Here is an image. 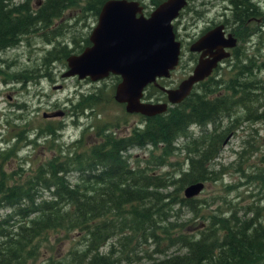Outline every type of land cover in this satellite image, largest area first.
<instances>
[{
    "label": "trees",
    "instance_id": "obj_1",
    "mask_svg": "<svg viewBox=\"0 0 264 264\" xmlns=\"http://www.w3.org/2000/svg\"><path fill=\"white\" fill-rule=\"evenodd\" d=\"M104 1L41 0L36 6L32 0H0V48L14 44L21 32L22 39L40 34L48 44L55 42L43 53V63H65L67 55L88 44L87 36L77 44L72 36L73 46L66 47V43L60 44L55 39L65 34L64 29L54 23L70 9L96 17ZM138 1L153 9L163 0ZM228 1L230 15L221 23L234 31L237 40L255 28L251 26L256 25L257 19L264 31L261 5L253 0ZM236 48L227 64V78L218 67L164 112L139 115L142 126L133 128L129 134L116 137L103 123L95 130L101 139L74 151L72 163L67 161L66 152L60 150L58 155L36 165L23 179H16L13 171L5 173L1 168L0 210H8L0 215V264H32L37 255L47 252L46 248L55 253L64 241L69 244L61 255L57 259L49 255L42 264H264L261 219L264 203L236 207L223 201L229 206L224 210L217 205L205 215L197 214L202 223L194 225H201L194 232H188L183 222L170 219L174 206H184L193 216L199 207L209 208L211 203L196 205L201 202L199 199L185 198L181 191L189 183L204 185L220 176L212 164L226 135L244 122L264 123V81L257 77L264 64L256 65ZM30 74L34 73L22 70V82ZM154 87L148 85L146 92L150 96L153 90L157 99L163 93ZM113 91L114 85L106 97L101 89L86 96L79 94L82 97L71 108L76 114H83L85 109L91 111L100 103L114 101ZM239 111L242 115H238ZM195 127L199 128L197 135L193 133ZM42 130L41 136H53L52 140L59 134L48 125ZM10 143L2 149L1 164L15 155L17 147ZM132 147H148L150 151L146 158L134 159L132 164L125 155ZM258 148L256 139L251 138L239 153L253 154ZM154 150L156 154L152 153ZM173 151L185 154L186 167L169 176L153 173ZM257 159L261 166L253 165V171L244 177L261 188L264 146ZM68 171L75 174L72 180ZM167 187L169 191H160ZM146 241L150 244L149 251L141 249ZM119 245L131 250L115 247ZM136 248L139 249L135 251Z\"/></svg>",
    "mask_w": 264,
    "mask_h": 264
},
{
    "label": "rangeland",
    "instance_id": "obj_2",
    "mask_svg": "<svg viewBox=\"0 0 264 264\" xmlns=\"http://www.w3.org/2000/svg\"><path fill=\"white\" fill-rule=\"evenodd\" d=\"M253 1L261 5V9H264V0ZM40 2L41 0H32L31 3L33 5L35 3L37 6ZM188 2L187 9L185 8L182 12L183 15L172 21L176 39L179 41L181 40L180 42H184L178 64L170 72V75L167 76V79L163 78L159 80L158 83L161 85L158 84V86L175 87L181 79L186 77L193 66V62L191 63L192 53L189 54L187 50V46L190 44L193 37L201 32L202 29H206L208 25L212 26L214 23H218L219 20H224L225 17H229L230 15L228 0H189ZM193 11L195 12L193 13ZM95 20L96 17H91L86 14L82 15L76 10H65L61 17L54 23L56 26L57 24L59 27L62 26L65 33L62 37L59 36L55 38L56 41L60 44L66 43V47H71L73 44H71L70 41L73 36L76 44L81 43V39L84 35H88L90 29L95 24ZM261 24L262 22L257 19L256 25L251 26L255 28H250L247 36L241 40H237L235 44L237 47L236 50L238 52L242 51V56L244 54L246 57H250L256 65L260 62L264 64V31L260 29ZM58 32H60V29ZM39 35L40 34L28 35L22 39V70H30L34 73L30 74V78L22 84V95L18 85L11 87L6 83L4 88L0 86V134L5 138L7 137L5 131L7 128L4 118L5 116L7 117V123V121L14 119V115L18 117L20 112L18 113L17 106H19L22 100V143H19L18 139L11 141L10 144L14 143L17 147L15 155L9 156L6 163H0V169L2 168L5 173L13 171V177L16 179H23L22 177L28 174L36 165H41L42 162H45L50 156L58 155L60 150L62 153L66 152L68 156L67 161L72 163L73 160L71 155L74 151L76 152L82 146H88V144L90 145L101 139V137L96 134L95 130L103 123H107V130L110 128V131H112L116 137L127 135L128 132L127 130L125 131L126 127L130 131L133 124H137L133 126V128H139L141 125L139 115L136 116L125 113L120 103L117 104L114 101L100 103L93 107L94 109L92 108L93 111L85 109L82 112L84 113L83 116L82 114L73 112L75 109L73 110L71 108V104L77 100L76 96L79 94L78 89H81L83 92L91 91L92 93H98L99 89H101L104 90V92H99V94H105L104 97H106L115 83L114 77L110 75L98 82L91 80H76L73 77L61 78L60 74L65 69V64L56 61L53 64L50 63L49 65H45L42 61L43 53L47 49H50L51 45L55 42L48 44L44 41L45 36ZM235 46L233 47L235 48ZM77 50L76 48L72 53H77ZM11 53L15 54L16 51L13 50ZM231 58L232 56L218 66L220 73H224V78H227L229 75L227 72L229 70L227 63ZM12 59L11 57L9 60ZM16 67L17 64L10 69L8 73L16 71ZM212 74H214V71ZM257 75V77H262L264 81V67L259 70ZM57 85L60 86L57 88ZM154 88L162 93L159 87ZM146 91L147 89L144 91V100L159 101L161 98H164V95H161L159 98L157 96L158 99H155L153 90H151L150 96H147L149 95V91ZM6 93H9L12 98L6 99ZM101 100H104V98L102 99L101 97ZM169 104L171 105V103ZM58 109L64 112L62 116L54 118H45V116H43L44 112H55ZM70 111L72 112L70 113ZM238 113V115H242L240 111ZM223 123L225 122L223 121ZM18 125L19 121L15 120L13 123H10L8 129L13 128L18 131ZM46 125L50 126L52 130H58L57 127L60 125V136L54 140H52L53 136H41L44 133L42 129H44ZM251 129H255V131ZM58 133L59 130L56 131V134ZM193 133L197 135L199 133V128H193ZM251 138L256 139L259 145L258 151L253 154L239 153L241 148L246 145L247 142L251 141ZM77 140H79L78 143H76ZM245 140L247 141L246 143L244 142ZM1 141L3 140L0 137V150L7 145V143L3 144ZM51 144H53V147L50 146ZM263 146V122H257L252 125L248 122H244L237 129L226 135L222 142L221 149L214 158V163L212 164V169L215 172H220V176L217 175V179L214 181L205 182L203 188L194 196L201 201L196 203V205H205L207 203H211V205L208 206L209 208L207 209L198 206L199 208L195 216H193L191 212H188L184 206L178 208L174 206L173 210L170 212L172 215L170 219L183 222V226L186 225L188 232H194L200 224L197 226L194 225L199 221L202 223L201 218H198L197 214L202 213L205 215L209 212V209H215L217 205L222 206L224 210V207L229 206L227 204H222L223 201L230 202V205L236 207L245 206L251 202H257L260 205L264 203V186L259 188L258 186L252 185L247 182V178L244 177L246 173H251L253 171V165L261 166L257 157L260 155V150ZM57 148H59L58 151ZM149 151L150 148L148 147H132L126 151L125 155H127L130 163L135 164L134 159L139 157L146 158ZM152 153L156 154L157 151L154 150ZM184 157V153L173 151L167 157L166 162L155 167L153 173H159L161 175L165 173L163 176H169L174 174L177 170L184 169L186 167ZM262 167L264 168V165H262ZM67 176L72 180L75 174L72 171H68ZM232 186L234 187L231 188ZM169 190L170 187H167L160 191L166 192ZM181 194L183 195V193ZM7 210V208L0 210V215L4 214ZM261 219L264 220V209L261 210ZM49 241L52 242L53 237H50ZM68 244L67 241L60 243L55 253L51 252L52 249L48 250L46 248L47 252L42 255H37L32 264H42L44 261L43 259L49 255H54V258L57 259ZM41 246L46 247L45 243H42ZM115 247L124 251L126 249L128 251L131 250L128 246L122 247L119 245V247ZM138 249L139 248H136L134 250L136 251ZM141 249L149 251V242H143Z\"/></svg>",
    "mask_w": 264,
    "mask_h": 264
},
{
    "label": "water",
    "instance_id": "obj_3",
    "mask_svg": "<svg viewBox=\"0 0 264 264\" xmlns=\"http://www.w3.org/2000/svg\"><path fill=\"white\" fill-rule=\"evenodd\" d=\"M186 1L163 0L144 15L137 0H105L87 35L89 45L65 57L61 76L88 75L97 81L110 73L119 74L113 99L124 105L125 112L145 116L164 112L166 103L143 101L142 94L147 84L158 86L156 78L167 77L178 62L180 42L175 38L172 21ZM235 42L229 33L223 35L222 24L195 39L189 50L201 52L190 73L174 88L158 86L167 101L175 104L185 98L195 83L208 76L218 62L228 56L224 49L232 48ZM56 115L60 113L50 114ZM202 188V182L189 183L182 190L183 197L190 198Z\"/></svg>",
    "mask_w": 264,
    "mask_h": 264
},
{
    "label": "flooded vegetation",
    "instance_id": "obj_4",
    "mask_svg": "<svg viewBox=\"0 0 264 264\" xmlns=\"http://www.w3.org/2000/svg\"><path fill=\"white\" fill-rule=\"evenodd\" d=\"M138 1V0H137ZM139 2V1H138ZM139 4H141V3H139ZM151 9H149L148 10V8H145L144 7V5H143V9H142V13L144 14V15H146V14H148L149 13V11H150ZM221 20H219L218 21V23H214L212 26L211 25H209V26H207L206 27V29H202L201 31H203V33L205 32V30H208V29H210V28H212L213 26H215L216 24H220L221 22H220ZM222 25H223V35L225 36L227 33H229L232 37H234L235 39H236V42H235V44L237 43V38H236V36H235V33H234V31H232L230 28H228L226 25H224L223 23H221ZM211 26V27H210ZM91 30V29H90ZM176 34V33H175ZM202 34V32H199L196 36H194L193 37V39H192V41H191V43L195 40V39H197L200 35ZM88 41V40H87ZM183 43L184 42H180V55H181V48H183ZM190 43V44H191ZM190 44H189V46H190ZM87 45H89V42H88V44ZM87 45H85V46H87ZM84 46V47H85ZM235 46V45H234ZM233 48L234 47H232V48H225L224 50L225 51H228V56L227 57H230L231 55H232V52H233ZM16 49H18V50H16ZM13 50H15L16 51V53L15 54H12L11 53V51H13ZM187 50H188V52H189V54L190 53H192V55H191V58H192V60H191V63L193 62V66H194V64L196 63V61H197V59L199 58V56H200V52L201 51H199V52H195V51H190L189 50V47H187ZM80 52V51H79ZM79 52H77V53H79ZM73 54H75V53H73ZM180 55H179V57H180ZM206 55L207 54H205V56H203V57H206ZM13 58L12 60H9L10 58ZM227 57H225V58H227ZM17 58V59H16ZM225 58H222L219 62H218V66H220V64L225 60ZM17 64V67H16V71H14V72H10V73H8L9 72V70L10 69H12L15 65ZM192 66V67H193ZM218 66H216L215 68H217ZM215 68H213L211 71L212 72H210V74L211 73H213V71H214V69ZM65 70V69H64ZM63 70V71H64ZM191 70H192V68H191ZM190 70V71H191ZM62 71V72H63ZM61 72V73H62ZM190 73V72H189ZM188 75V74H187ZM113 77H114V80L117 78L118 79V81L120 80V77L119 76H115V75H112ZM60 77H61V74H60ZM61 78H63V77H61ZM73 78H75L76 80H85V81H90V78H89V76H85V78H83V79H79L78 78V76L77 75H74L73 76ZM160 79H163V78H158L157 79V81L159 82V80ZM26 81H24V82H22V32H21V34H19V36H18V38L16 39V41H15V43L14 44H12L11 46H4V47H2V48H0V86H1V88H4V85L6 84V83H8L11 87L12 86H15V85H18V87H19V89H20V92H21V95H22V84H24ZM60 85H57V88L59 87ZM166 88H170V87H166ZM171 88H174V87H171ZM86 91H88V90H86ZM78 92H79V94L81 95V94H83V95H90L92 92L91 91H88V92H83L81 89H78ZM163 93V95H164V98H161L160 100L161 101H159V102H164V103H166L167 104V106H169L170 104L168 103V101H167V98H166V95H165V93L164 92H162ZM5 96H6V99H11L12 97H11V95L9 94V93H6L5 94ZM81 97V96H80ZM79 97V98H80ZM143 97H144V95H143ZM156 99V98H155ZM158 99V98H157ZM144 100V99H143ZM146 102H153V101H151V100H149V101H147V100H145ZM15 103H17V102H15ZM15 103H12V104H15ZM122 107H123V104H120ZM172 105V104H171ZM166 106V107H167ZM13 107H15V106H13ZM17 110H18V113L20 112V114H19V116L18 117H16L15 115H14V119L13 120H11V121H7V123H6V116H5V118H4V122H5V124H6V128L7 129H5V131H6V133H7V137L5 138L4 136H2L1 134H0V137H1V139L3 140V141H1V142H3V144H5V143H8V142H11V141H13L14 139H18L19 140V143H22V100L20 101V104H19V106H17ZM52 112H54V111H52ZM51 111L48 113V112H44L43 114H45V118H54V117H59V116H62L63 114H64V112L61 110V109H58V110H56L55 112H58V113H60V115H56V116H51L50 117V114L52 113ZM84 114V113H83ZM83 114H82V116H83ZM128 114V113H127ZM130 115V114H129ZM131 115H136V116H138L139 114H137V113H132ZM85 116V115H84ZM16 117V118H15ZM140 118V117H139ZM15 120H18L19 121V125H18V131H16L15 129H8V127L10 126V123L12 122H14ZM140 121V120H139ZM60 124V123H59ZM14 125V124H13ZM137 125V124H136ZM135 124H133L132 125V128L130 129V131L133 129V126H136ZM58 127H60V125L58 126ZM135 128H138V127H135ZM127 130V132H128V134H129V129L126 127L125 128V131ZM10 134H12V136H10V141H8L7 140V138H8V136L10 135ZM60 129H59V134H58V136H60ZM58 136H56V137H58ZM120 136H122V135H120ZM8 142H7V141ZM7 146V145H6ZM1 152H2V149L0 150V156L1 157H4V155H1ZM8 159H9V157H8ZM8 159H6V160H8ZM0 162H1V158H0ZM5 163H6V161H4Z\"/></svg>",
    "mask_w": 264,
    "mask_h": 264
},
{
    "label": "bare ground",
    "instance_id": "obj_5",
    "mask_svg": "<svg viewBox=\"0 0 264 264\" xmlns=\"http://www.w3.org/2000/svg\"><path fill=\"white\" fill-rule=\"evenodd\" d=\"M189 0H187L186 1V3H185V5L184 6H182V8L178 11V14H177V16H176V18H178L179 16H180V13H181V11H183V9L185 8V6L189 3L188 2ZM140 3V2H139ZM141 6H142V8H143V5L141 4ZM261 9V8H260ZM147 15V14H146ZM96 21V20H95ZM220 22H222V21H220ZM221 24V23H220ZM217 25V24H216ZM209 26V25H208ZM211 27V26H210ZM208 28V27H207ZM206 31V30H205ZM202 33H203V31H201ZM181 41V40H180ZM192 41V40H191ZM191 43V42H190ZM187 47H189V45L187 46ZM234 52V51H233ZM232 52V53H233ZM73 54V53H72ZM226 61V60H225ZM227 63V62H226ZM62 64H65V63H62ZM228 64V63H227ZM224 65V64H223ZM61 66V65H60ZM218 66V65H217ZM226 66V65H225ZM251 67V66H250ZM215 68V67H214ZM254 68V67H253ZM216 69L217 68H215L214 69V73L216 72ZM51 71V70H50ZM212 72V71H211ZM76 75V74H75ZM110 75H115V74H109L108 76H110ZM210 75V74H209ZM211 75H212V73H211ZM74 76V75H73ZM86 76H88V75H86ZM107 76V77H108ZM115 76H119V74H117V75H115ZM62 77V76H61ZM170 77V76H169ZM63 78H66V77H63ZM69 78V77H68ZM79 78V77H78ZM83 78H85V76L84 77H81V78H79V79H83ZM106 78V77H105ZM166 79H167V77H165ZM104 79V78H103ZM91 80V79H90ZM100 80H102V79H100ZM100 80H97L96 82H98V81H100ZM91 81H93V80H91ZM117 82H118V80H117ZM158 84H160V83H158ZM196 84V83H195ZM115 85V84H114ZM148 85H154V84H152V83H150V84H148ZM148 85L146 86V87H144V89H143V94H142V96L145 94L144 93V91H145V89H147V87H148ZM161 85V84H160ZM159 85V86H160ZM155 86V85H154ZM155 87H158V86H155ZM162 87V86H161ZM165 87V86H164ZM39 91V90H38ZM162 91V90H161ZM162 92H164V91H162ZM83 96H85V95H83ZM77 97V99H78V97H79V94L76 96ZM82 97V96H81ZM75 100V99H74ZM160 101V100H159ZM159 101H153L152 103H163V102H159ZM169 107V106H168ZM171 107V106H170ZM169 107V108H170ZM142 126V125H141ZM193 127V126H192ZM191 127V128H192ZM83 135V134H82ZM58 136V135H57ZM57 138V137H56ZM219 157V156H218ZM195 196V195H194ZM193 197V196H192Z\"/></svg>",
    "mask_w": 264,
    "mask_h": 264
}]
</instances>
